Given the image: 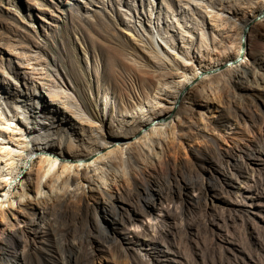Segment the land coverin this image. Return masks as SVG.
I'll use <instances>...</instances> for the list:
<instances>
[{"label": "rangeland", "instance_id": "1", "mask_svg": "<svg viewBox=\"0 0 264 264\" xmlns=\"http://www.w3.org/2000/svg\"><path fill=\"white\" fill-rule=\"evenodd\" d=\"M249 1L0 0L1 107L16 115L17 96L38 91L47 102L55 91L74 105L79 80L117 128L140 101L152 105L157 91V78L144 79L150 69L141 50L167 47L171 80L176 64L195 63V56L242 58L237 41L224 43L214 31L207 7L234 16ZM251 31L246 56L253 65L234 84L243 97L224 81L201 93L226 107L228 129L185 145L167 137L163 150L134 148L133 160L117 158L102 175L115 187L124 223L107 228L111 214L82 206L79 196L46 226H18L23 264H264V23ZM147 187L162 193L155 206ZM96 223L106 238H88Z\"/></svg>", "mask_w": 264, "mask_h": 264}, {"label": "bare ground", "instance_id": "2", "mask_svg": "<svg viewBox=\"0 0 264 264\" xmlns=\"http://www.w3.org/2000/svg\"><path fill=\"white\" fill-rule=\"evenodd\" d=\"M249 2L235 11L234 16L209 11L207 7V13L215 21L214 31L224 43L237 41L242 58L234 59L232 53L225 56L218 53L217 58L195 56V63L176 64L178 76L171 80L165 74L174 62L171 51L167 47L158 49L156 43L152 51L141 50L145 66L150 69L144 72V79L150 82L157 78V91L152 105L140 101L136 113L122 115V124L117 128L109 126L108 119L101 115L98 101L84 95L86 87L79 80L72 85L76 92L74 105L61 100L55 91H50L51 102L45 101L39 91L32 98L19 94L16 115L13 111L7 114L0 104V264H23L22 254L17 251L19 225L46 226L52 223L50 216L61 211L58 207L75 202L79 196L82 206L89 209L88 203H92L96 210L102 207L106 214H111L107 228L110 223L123 224L125 219L118 215L114 200L115 187L102 175L117 158L124 163L133 160L134 148L161 150L167 137L185 145L201 136L207 138L208 131L228 129L222 120L227 114L226 107L213 98L205 99L201 93L207 85L211 88L212 84L224 81L237 89V97H243L242 88L234 84L241 74H248L247 68L252 64L246 56L247 36L250 33L252 37V28L264 23V0ZM260 35L264 38V32ZM175 55L179 61V54ZM232 71L234 74L230 75ZM4 89L0 85L1 95ZM146 189L147 203L155 206L157 195L161 198L162 193ZM94 227L96 232L91 229L86 234L88 238L107 237L97 223Z\"/></svg>", "mask_w": 264, "mask_h": 264}]
</instances>
